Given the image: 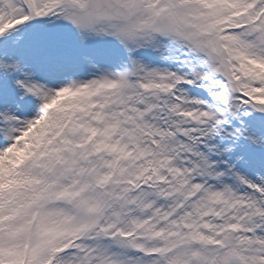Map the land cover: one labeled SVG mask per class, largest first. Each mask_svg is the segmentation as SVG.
<instances>
[{
	"label": "snow or ice",
	"instance_id": "snow-or-ice-1",
	"mask_svg": "<svg viewBox=\"0 0 264 264\" xmlns=\"http://www.w3.org/2000/svg\"><path fill=\"white\" fill-rule=\"evenodd\" d=\"M0 264H264V0H0Z\"/></svg>",
	"mask_w": 264,
	"mask_h": 264
}]
</instances>
